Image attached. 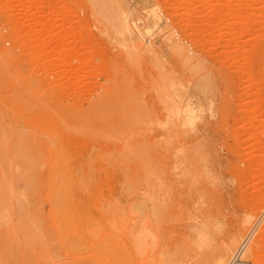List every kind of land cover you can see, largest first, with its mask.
<instances>
[{"label":"rangeland","instance_id":"374dc122","mask_svg":"<svg viewBox=\"0 0 264 264\" xmlns=\"http://www.w3.org/2000/svg\"><path fill=\"white\" fill-rule=\"evenodd\" d=\"M193 216L264 264V0H0V264H193Z\"/></svg>","mask_w":264,"mask_h":264},{"label":"clouds","instance_id":"9594fccd","mask_svg":"<svg viewBox=\"0 0 264 264\" xmlns=\"http://www.w3.org/2000/svg\"><path fill=\"white\" fill-rule=\"evenodd\" d=\"M213 102H209L207 106L195 104V101L192 97L187 99H179L178 106H174L171 110V122H177L179 124L180 131L188 135H197L200 126L204 124L205 118L216 119V114L214 112ZM170 124L169 115L164 122L158 123V127L161 129H167ZM185 155L184 148H177L175 156L177 158L183 157ZM197 159L199 161L200 171L202 173V178L213 188L219 187L221 184V178L219 175L212 169L210 158L204 149V146H201V150L197 153ZM184 168V164H176L173 168L175 173H178L181 177L188 176V172H182L181 169ZM197 208H206L207 204L204 203L203 197H201L197 204L194 206ZM193 228L191 231L195 236V245L201 247L205 244L211 243L212 232L222 229L225 225L223 221H216L214 227L209 229L207 225L201 224V221L198 216H193L191 221ZM200 225L201 230L197 231L196 226Z\"/></svg>","mask_w":264,"mask_h":264},{"label":"bare ground","instance_id":"6f19581e","mask_svg":"<svg viewBox=\"0 0 264 264\" xmlns=\"http://www.w3.org/2000/svg\"><path fill=\"white\" fill-rule=\"evenodd\" d=\"M130 7V6H129ZM130 10V9H129ZM131 11V10H130ZM126 12V11H125ZM126 13H128V12H126ZM130 13V12H129ZM128 13V14H129ZM131 13H132V11H131ZM130 13V14H131ZM127 14V15H128ZM129 16V15H128ZM127 16V17H128ZM129 23V22H128ZM131 27V26H130ZM130 29H132V28H130ZM130 31H132V30H129L128 28L126 29V30H122L121 31V36H122V38L124 39V41L125 40H127V38H129L131 35H132V33L130 32ZM141 187V186H140ZM157 190V189H156ZM161 191V190H160ZM137 198V197H136ZM155 199V198H154ZM169 203V202H168ZM143 204V203H142ZM238 204V203H237ZM138 205V204H137ZM140 205V204H139ZM144 205V204H143ZM143 205H141V206H143ZM141 206H139V208L138 207H136V205L134 206L135 208H138V212H139V209L141 208ZM159 206V205H158ZM144 209V208H143ZM141 210V209H140ZM250 210V209H249ZM260 210V209H259ZM142 211V210H141ZM140 211V212H141ZM161 211V210H160ZM159 211V212H160ZM253 211V210H252ZM146 212V211H145ZM135 213V212H134ZM133 213V214H134ZM143 213V212H142ZM141 213V214H142ZM155 213V212H154ZM154 213H152L153 215H154ZM145 214V213H144ZM144 214H142V215H144ZM159 214V213H158ZM252 214V213H251ZM171 215V214H170ZM202 215V214H201ZM145 217V216H144ZM153 217V216H152ZM159 217V216H158ZM157 217V218H158ZM140 218H141V216H140ZM139 218V219H140ZM142 218H143V216H142ZM159 218H161V217H159ZM215 218V217H214ZM145 219H146V217H145ZM145 219H144V221H145ZM155 219V218H154ZM252 218H251V216L250 215H246L245 217H243V219L241 220V226H243V228H245L246 227V225L247 224H250V220H251ZM140 220H142V219H140ZM149 220V219H148ZM155 220H157V219H155ZM210 220V219H209ZM208 220V221H209ZM134 221H136V220H134ZM143 221V220H142ZM168 221V220H167ZM212 221V220H211ZM208 222V223H210V224H208V228L209 229H211V228H213L214 227V224H215V222L217 221V220H213V222ZM252 221V220H251ZM133 222V221H132ZM131 222V223H132ZM146 222V221H145ZM224 222V227L222 228V229H220V230H217V231H214V232H212V240H211V243H208V244H205V245H203V246H201V247H199L201 250L198 252V253H196L195 255H197V257H196V259H195V262L193 263V264H225L224 263V259H223V257L225 256L224 254H223V250H222V248H221V245H220V242H221V240H223V241H227V238L228 239H230L231 238V236H232V234H231V232H230V226H231V222H229V221H227V222H225V221H223ZM142 223V222H141ZM147 223V222H146ZM136 224V223H135ZM138 225H140L139 223H137ZM135 225L134 226V229L136 228V226H137V228L139 229L140 227H138V225ZM142 224H144V222L142 223ZM155 224V223H154ZM133 225H134V223H133ZM141 227H142V225H141ZM157 227V226H156ZM132 228V227H131ZM144 230H145V228L144 227H142ZM252 228V227H251ZM137 229V230H138ZM141 229V228H140ZM198 229V228H197ZM201 230V228L199 229V231ZM232 230V229H231ZM262 230H264V229H262ZM132 231H133V229H132ZM163 231V230H162ZM161 231V232H162ZM171 231V230H170ZM133 232H135V230L133 231ZM174 232V231H173ZM258 232H260V231H258ZM137 233V232H136ZM190 233V232H189ZM264 232L262 231V233L260 232L259 234H258V236H259V238H262V236H264V234H263ZM132 234H134V233H132ZM136 235V234H135ZM171 235V234H170ZM193 235V234H192ZM256 236V235H255ZM261 236V237H260ZM123 237V236H122ZM133 237H135V236H133ZM257 237V236H256ZM126 238V237H125ZM130 238V237H129ZM186 238V237H185ZM251 237L250 236H248V237H246L245 239H244V242L242 243L244 246L246 245V243L248 242V241H250L251 239H250ZM258 238V237H257ZM127 239V238H126ZM131 239V238H130ZM142 240V239H141ZM254 241H256L255 243L253 242V244L254 245H256V244H258L257 243V239L256 240H254ZM135 242V241H134ZM195 242V241H194ZM228 242V241H227ZM251 242V241H250ZM226 243V242H225ZM230 242H228V244H229ZM232 244H233V242H231ZM227 244V245H228ZM249 244V243H248ZM121 245V244H120ZM131 245V244H130ZM195 245V244H194ZM238 245V244H237ZM231 246V245H230ZM235 247H236V245H234ZM252 246V245H251ZM264 246V245H263ZM262 246V247H263ZM197 247V246H196ZM196 247L194 246V248L196 249ZM224 247V246H223ZM232 248H233V245L231 246ZM238 247V246H237ZM235 248L236 249V251H235V253L237 254L238 252H239V247H240V245H239V247L238 248ZM253 247V246H252ZM251 247V248H252ZM122 248H123V246H122ZM135 248V247H134ZM231 248V250H233ZM247 248H249V247H247ZM250 248V249H251ZM224 249H226V248H224ZM230 249V248H229ZM234 249V250H235ZM260 249H262V248H260ZM111 250V249H110ZM134 250V249H133ZM230 250V251H231ZM115 251V250H114ZM119 251V250H118ZM117 251V252H118ZM195 251V250H194ZM228 251V250H227ZM247 251V250H246ZM252 251V250H251ZM259 251V250H258ZM262 251V250H261ZM121 252H123V251H121ZM162 252V251H161ZM193 252V251H192ZM191 252V253H192ZM244 252V251H243ZM255 252V251H254ZM253 252V254H255ZM105 253V252H104ZM159 253V252H158ZM163 253V252H162ZM229 253V252H228ZM247 253V252H246ZM173 254V253H172ZM189 254V253H188ZM226 254V253H225ZM229 254H231V253H229ZM252 254V253H251ZM158 255V254H157ZM183 255V254H182ZM116 256V255H115ZM142 256V255H141ZM240 255H238V257H239ZM251 256V255H250ZM254 256V255H253ZM242 257V256H241ZM236 258H237V256H236ZM255 258V257H254ZM124 259V258H123ZM149 259V258H148ZM119 260V259H118ZM118 260L117 261H114V262H110L109 264H121V263H119L118 262ZM121 260V259H120ZM194 260V259H193ZM170 261H171V258H170ZM185 261V260H184ZM235 261V260H234ZM242 260L241 259H239V262H241ZM107 262H108V260H107ZM107 262H105L106 264H108ZM145 262V261H144ZM238 261L237 262H235L236 264L237 263H239ZM244 262V261H243ZM151 263V262H150ZM169 263V262H168ZM234 263V262H233ZM180 264V263H179ZM256 264V263H255Z\"/></svg>","mask_w":264,"mask_h":264},{"label":"built area","instance_id":"2783aa9c","mask_svg":"<svg viewBox=\"0 0 264 264\" xmlns=\"http://www.w3.org/2000/svg\"><path fill=\"white\" fill-rule=\"evenodd\" d=\"M147 43H149V40H147Z\"/></svg>","mask_w":264,"mask_h":264}]
</instances>
